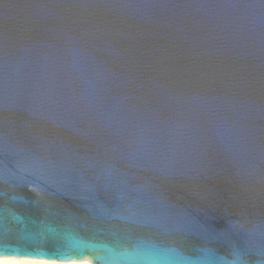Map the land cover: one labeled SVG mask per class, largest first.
Here are the masks:
<instances>
[{
	"label": "water",
	"instance_id": "water-1",
	"mask_svg": "<svg viewBox=\"0 0 264 264\" xmlns=\"http://www.w3.org/2000/svg\"><path fill=\"white\" fill-rule=\"evenodd\" d=\"M264 264V0H0V259Z\"/></svg>",
	"mask_w": 264,
	"mask_h": 264
},
{
	"label": "bare ground",
	"instance_id": "bare-ground-1",
	"mask_svg": "<svg viewBox=\"0 0 264 264\" xmlns=\"http://www.w3.org/2000/svg\"><path fill=\"white\" fill-rule=\"evenodd\" d=\"M0 264H91L87 260L70 263H57L37 260H26V259H0Z\"/></svg>",
	"mask_w": 264,
	"mask_h": 264
}]
</instances>
